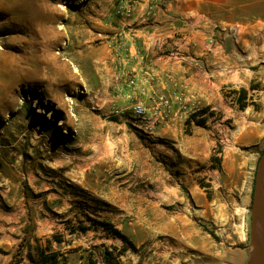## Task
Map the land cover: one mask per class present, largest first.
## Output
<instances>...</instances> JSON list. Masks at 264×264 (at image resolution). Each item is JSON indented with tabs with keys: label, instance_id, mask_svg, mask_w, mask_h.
<instances>
[{
	"label": "rangeland",
	"instance_id": "374dc122",
	"mask_svg": "<svg viewBox=\"0 0 264 264\" xmlns=\"http://www.w3.org/2000/svg\"><path fill=\"white\" fill-rule=\"evenodd\" d=\"M124 1L0 0V264L26 237L52 239L67 264L92 254L105 264L107 248L122 264H214V250L242 245L241 203L264 153V101L229 90L243 118L213 133L217 172L201 177L202 199L154 196L145 141L159 126L148 134L129 113H114L127 44L117 20L131 17L118 12ZM253 208L252 197L248 244Z\"/></svg>",
	"mask_w": 264,
	"mask_h": 264
},
{
	"label": "crops",
	"instance_id": "0c3cea01",
	"mask_svg": "<svg viewBox=\"0 0 264 264\" xmlns=\"http://www.w3.org/2000/svg\"><path fill=\"white\" fill-rule=\"evenodd\" d=\"M117 23L127 44L113 104L126 110L142 101L153 111L161 98L170 102L169 118L145 141L150 189L172 202L186 194L202 199L201 177L217 172L213 133H229L227 120L243 118L229 90L264 101V0H136L133 15ZM201 118L206 126L196 124ZM231 158L225 151L223 162ZM202 164L211 168L199 170ZM252 193L250 186L241 203L242 245L214 250V264H250Z\"/></svg>",
	"mask_w": 264,
	"mask_h": 264
},
{
	"label": "trees",
	"instance_id": "16d2710c",
	"mask_svg": "<svg viewBox=\"0 0 264 264\" xmlns=\"http://www.w3.org/2000/svg\"><path fill=\"white\" fill-rule=\"evenodd\" d=\"M244 95L241 98H245L246 90L242 89ZM245 108L246 105H243ZM208 110L203 109L202 112L206 113ZM189 121V120H188ZM206 123L204 118L196 120V124L204 126ZM215 161L216 158L214 157ZM255 188V186H254ZM252 197H254V189L252 193ZM93 221L97 229L102 226L104 230L112 231L114 237H120L125 242L130 243L134 246V244L129 240V238L123 234L120 230L113 228L112 224L105 221H98L96 219L90 218ZM87 228H84L86 230ZM61 243L62 240L60 238H54ZM34 241L30 238H24V240L19 244L16 253L13 256V259L10 264H67L68 259L67 256L54 248V242L52 239L43 240L42 237H35ZM105 264H122L120 255L115 254L114 251L109 248L105 249L103 253ZM85 264H98L97 259L94 255L88 256V261Z\"/></svg>",
	"mask_w": 264,
	"mask_h": 264
},
{
	"label": "built area",
	"instance_id": "2783aa9c",
	"mask_svg": "<svg viewBox=\"0 0 264 264\" xmlns=\"http://www.w3.org/2000/svg\"><path fill=\"white\" fill-rule=\"evenodd\" d=\"M135 7V0H125L120 6L118 12L125 16H132ZM183 109L188 112V106L184 105ZM114 113L126 114L132 117V123L143 129L144 132L151 134L170 116V102L167 98H161L153 111H149L142 101H135L128 109L116 108Z\"/></svg>",
	"mask_w": 264,
	"mask_h": 264
},
{
	"label": "water",
	"instance_id": "95a60500",
	"mask_svg": "<svg viewBox=\"0 0 264 264\" xmlns=\"http://www.w3.org/2000/svg\"><path fill=\"white\" fill-rule=\"evenodd\" d=\"M253 200L251 240L254 254L250 264H264V153L258 163Z\"/></svg>",
	"mask_w": 264,
	"mask_h": 264
}]
</instances>
